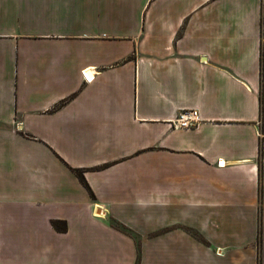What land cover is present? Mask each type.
<instances>
[{
  "label": "crops",
  "instance_id": "crops-1",
  "mask_svg": "<svg viewBox=\"0 0 264 264\" xmlns=\"http://www.w3.org/2000/svg\"><path fill=\"white\" fill-rule=\"evenodd\" d=\"M263 44L264 0H0V264H264Z\"/></svg>",
  "mask_w": 264,
  "mask_h": 264
},
{
  "label": "built area",
  "instance_id": "built-area-1",
  "mask_svg": "<svg viewBox=\"0 0 264 264\" xmlns=\"http://www.w3.org/2000/svg\"><path fill=\"white\" fill-rule=\"evenodd\" d=\"M264 49V44H263ZM89 69H83L81 71L82 78L85 82H90L92 76L89 75ZM197 123L196 112H187L184 114H180L176 119L172 121V127L175 129H189L195 127ZM258 158L260 163L264 164V133L259 131V154ZM221 162L219 163V165Z\"/></svg>",
  "mask_w": 264,
  "mask_h": 264
},
{
  "label": "trees",
  "instance_id": "trees-1",
  "mask_svg": "<svg viewBox=\"0 0 264 264\" xmlns=\"http://www.w3.org/2000/svg\"><path fill=\"white\" fill-rule=\"evenodd\" d=\"M64 102L65 101L59 102L57 104V107L63 105ZM259 113H260V131L262 133H264V95H263L262 92H260V95H259ZM78 176L84 182V178H83V175H82L81 172H78ZM111 224L116 229L122 230L119 226L116 225V224H118V222H116L115 220H112V223ZM52 225L58 231H65L66 230V223L63 220H53L52 221ZM122 231H124V232L127 233L126 230H122Z\"/></svg>",
  "mask_w": 264,
  "mask_h": 264
},
{
  "label": "rangeland",
  "instance_id": "rangeland-1",
  "mask_svg": "<svg viewBox=\"0 0 264 264\" xmlns=\"http://www.w3.org/2000/svg\"><path fill=\"white\" fill-rule=\"evenodd\" d=\"M111 223H112V221H111ZM117 226H119L122 230H126L127 231V233H129L132 237H134V238H136L137 240H139L140 241V235L138 234V233H136V232H134V231H132V230H130V229H128V228H126L125 226H123L122 224H120V223H118V224H116ZM121 230V231H122ZM124 232V231H123Z\"/></svg>",
  "mask_w": 264,
  "mask_h": 264
},
{
  "label": "bare ground",
  "instance_id": "bare-ground-1",
  "mask_svg": "<svg viewBox=\"0 0 264 264\" xmlns=\"http://www.w3.org/2000/svg\"><path fill=\"white\" fill-rule=\"evenodd\" d=\"M90 73V72H89ZM222 162V161H221Z\"/></svg>",
  "mask_w": 264,
  "mask_h": 264
}]
</instances>
